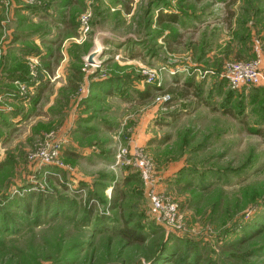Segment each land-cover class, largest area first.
Returning a JSON list of instances; mask_svg holds the SVG:
<instances>
[{"label":"rangeland","instance_id":"374dc122","mask_svg":"<svg viewBox=\"0 0 264 264\" xmlns=\"http://www.w3.org/2000/svg\"><path fill=\"white\" fill-rule=\"evenodd\" d=\"M262 51L264 0H0V264H264Z\"/></svg>","mask_w":264,"mask_h":264},{"label":"built area","instance_id":"2783aa9c","mask_svg":"<svg viewBox=\"0 0 264 264\" xmlns=\"http://www.w3.org/2000/svg\"><path fill=\"white\" fill-rule=\"evenodd\" d=\"M226 79L235 87L244 85H264V71L259 66V59L250 62H233L226 73ZM45 151L41 150L37 154L44 156ZM142 168V163L139 164ZM143 175H145L142 169ZM148 193V199L151 208L159 214H164L171 219L175 212V205L170 202H164L157 192L151 189ZM162 212V213H160Z\"/></svg>","mask_w":264,"mask_h":264},{"label":"water","instance_id":"95a60500","mask_svg":"<svg viewBox=\"0 0 264 264\" xmlns=\"http://www.w3.org/2000/svg\"><path fill=\"white\" fill-rule=\"evenodd\" d=\"M96 55H98V56L100 55V53H98V50H95V51L89 53L87 59L89 61L94 60L93 57L96 56Z\"/></svg>","mask_w":264,"mask_h":264},{"label":"crops","instance_id":"0c3cea01","mask_svg":"<svg viewBox=\"0 0 264 264\" xmlns=\"http://www.w3.org/2000/svg\"><path fill=\"white\" fill-rule=\"evenodd\" d=\"M259 66L264 69V51H262V55H260Z\"/></svg>","mask_w":264,"mask_h":264},{"label":"trees","instance_id":"16d2710c","mask_svg":"<svg viewBox=\"0 0 264 264\" xmlns=\"http://www.w3.org/2000/svg\"><path fill=\"white\" fill-rule=\"evenodd\" d=\"M129 232H130V231H129L128 229H126V227H125V234L128 235V234H130ZM131 234H133V233H131ZM141 239H142V238H139V240H141ZM174 263H175V262H174ZM189 264H190V263H189Z\"/></svg>","mask_w":264,"mask_h":264}]
</instances>
